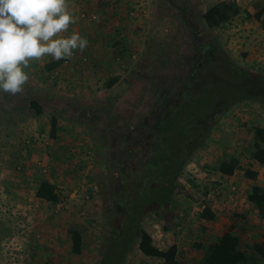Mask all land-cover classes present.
I'll list each match as a JSON object with an SVG mask.
<instances>
[{
    "label": "rangeland",
    "instance_id": "374dc122",
    "mask_svg": "<svg viewBox=\"0 0 264 264\" xmlns=\"http://www.w3.org/2000/svg\"><path fill=\"white\" fill-rule=\"evenodd\" d=\"M98 1L100 6L110 3L107 0ZM220 1L223 0H131L126 2L129 3L128 6H134L132 8L135 14L131 16L144 19L146 26H150L149 33H145L147 37L128 43L122 35V23H113L109 28L112 31L109 38L113 54L110 56V65H114L115 69H106L108 63L102 58L99 62L105 64V67H100V72L96 74L99 86L114 85L113 89L98 91V94L92 92L83 101L84 104L79 99L72 100L75 111L67 112L62 119L69 123L59 121L63 128L71 126L82 132L87 141L86 147L92 149L94 156L105 165L94 172L100 198L96 203H91L87 190L73 193V190L63 187V180L68 181V174L52 168L55 162L50 159V150L55 147L58 150L61 146L59 143L66 140V134H61L60 126L55 138H50L52 106L48 107L47 116L43 115L37 122L9 123L0 117V152L4 151V154L0 153V195L7 194L11 200H15L8 203L6 208L9 211L13 209L12 212L20 209L23 204H18V199L12 197H22L29 204L30 215L53 213L60 216L80 213L82 218L90 211L87 219L79 221L78 228L74 222L67 223L70 227L69 235L75 229L84 233L82 256L70 255L62 244L58 258H50L52 264L59 258L64 262L58 264H68L69 261H73L71 264L100 262L112 231V196L113 191L120 186L117 173L133 164L122 153L127 152L130 157L132 148L135 152L136 149H149L153 136L160 135L158 128L166 117L177 112L178 107L183 105L184 80L193 66L198 46L215 39L222 53L236 67L256 78L264 76V15L255 20L250 14L255 11L256 4H264V0H235L240 13L220 29L210 30L204 26L200 12ZM188 18L191 20H187ZM126 33L125 31L124 34ZM63 61L69 62L68 59ZM217 71L219 73L216 72L214 79L217 81L216 78L220 77L222 81H217L214 88L201 90L200 98L197 96L199 101L191 105L187 113L181 111L180 115V121L196 119L197 126L190 127V133L201 137L200 145L187 156L176 180L175 215L164 226L169 230H166L168 236L164 242L176 241L181 264H196L205 248L217 241L218 235L227 225V219V228L239 237L243 251L249 254L253 244L264 245V219L259 217L255 207L246 198L252 185L264 187V170H261L264 166L252 160L254 129L264 128V102L242 99L238 93L231 92L230 86L236 78L229 72ZM116 82L120 83L116 85ZM209 84L213 86L212 83ZM204 92L207 99L205 94L203 96ZM69 93L77 94V91ZM176 122L178 120L174 116L169 122V136L172 139L169 149L173 152L181 147L185 139L176 132ZM29 125L30 132L25 137L24 129ZM7 148H10V154L5 156ZM223 154L233 155L240 161L242 169L231 177L222 176L218 172ZM26 159H31L29 168L25 167ZM5 160L7 166L4 169L1 162ZM248 167L258 171L254 181L248 180L244 175V170ZM86 174L87 180L90 174ZM49 179L54 182L59 194L57 204L35 198L40 182ZM13 180L18 181L17 188H22L21 192L17 188L11 187L13 191L10 189ZM24 183V186H20ZM204 208L215 214L213 221L200 218ZM92 209L98 210L97 217L91 218ZM4 212L0 210V214L5 216ZM82 212L85 215H81ZM46 221L45 219L44 224H47ZM158 222L154 212H147L143 217L142 227L149 229L153 224L158 225ZM221 222L224 223L223 227ZM8 225L18 226L16 221L12 222L10 219L5 221L4 227ZM4 227L1 226L0 229L3 230ZM161 228L158 225L159 231ZM4 233H0V261L5 263L9 257L13 261H21L25 255L22 252L23 246L19 245L14 251L5 249L9 246H5V241L12 237ZM163 239L164 236L156 237L155 242L160 243ZM44 260L49 261L47 257ZM124 264L159 263L158 259L141 255L134 243L127 252ZM256 264H264V261L257 259Z\"/></svg>",
    "mask_w": 264,
    "mask_h": 264
},
{
    "label": "trees",
    "instance_id": "16d2710c",
    "mask_svg": "<svg viewBox=\"0 0 264 264\" xmlns=\"http://www.w3.org/2000/svg\"><path fill=\"white\" fill-rule=\"evenodd\" d=\"M252 16L259 20L264 15V4L257 3ZM240 13V8L235 0H223L208 7L200 16L204 26L210 30L220 29ZM62 60L46 65L47 70L57 67ZM217 70L229 72L236 78L231 92H236L242 99H253L264 102V76L253 77L252 74L236 67L225 57L218 47L215 39L203 42L196 48V56L193 66L189 69L187 89L182 93L183 105L178 111L166 117L161 127L158 128L159 136H153L151 147L147 150L133 151L130 157L127 152L122 156L129 158L133 164L125 170H119V189L113 191V217L112 231L106 242L105 253L98 264H124L127 252L136 243L141 255L146 258L158 259L159 264H181L178 260L176 245H171L166 250L158 249L151 236L142 227L143 217L147 212H154L155 216L168 224L175 215L174 190L176 180L180 175L187 156L197 148L201 137L192 136L190 127L197 126L196 119L180 121L181 111L188 112L191 105L199 101L201 90L216 87ZM188 71V73H189ZM220 72V74L222 73ZM221 76H224L221 74ZM226 78V76H224ZM212 83L213 86H210ZM185 84V80H184ZM183 84V86H185ZM215 84V85H214ZM205 92L203 93L204 96ZM194 95V97L192 96ZM199 98H198V97ZM207 99V95L205 94ZM204 98V97H203ZM202 104V100H201ZM28 108L36 116L43 113V107L36 101L31 100ZM176 122V132L183 137V144L176 152L170 151L169 122L173 118ZM190 121V123H188ZM200 121V120H198ZM57 130V119L51 118L50 137H55ZM219 163L218 172L225 177H231L237 170H241L240 161L237 157L223 154ZM252 160L258 165H264V128L254 129V152ZM129 161V162H130ZM245 177L254 181L258 172L250 167L244 170ZM35 198L51 204L59 202V194L55 186L42 181L38 185ZM247 201L250 202L258 212L260 218L264 219V187L252 185L247 193ZM213 213L204 208L200 218L205 221L213 219ZM72 254L77 256L81 253V236L78 231H70ZM257 259L264 261V245L255 243L251 246V253L241 249L239 237L228 230L218 237L217 241L208 245L196 264H256Z\"/></svg>",
    "mask_w": 264,
    "mask_h": 264
},
{
    "label": "crops",
    "instance_id": "0c3cea01",
    "mask_svg": "<svg viewBox=\"0 0 264 264\" xmlns=\"http://www.w3.org/2000/svg\"><path fill=\"white\" fill-rule=\"evenodd\" d=\"M107 1L110 2L108 5L100 6L98 0H68L70 9L74 12L78 20L77 23L70 27L68 33H65L64 35H70L73 31H76L88 40V47L83 52L76 50L73 57L68 59L69 62L63 61L52 70L46 69V65L56 62L52 57L45 56L41 60H33L30 63V66L25 69L29 74L30 79L25 84L24 91L15 96L8 93H0V117L4 118L5 122H37L43 117V115L47 116V112H49L47 109L52 106V117L57 119L58 129L59 126L61 127L59 121L64 118L63 116L69 111H75V105L72 104V100L77 101V99H79L83 102L91 96L92 92L98 94V91L103 92L104 90L107 92L110 89H113L114 85L111 87H102L103 84L99 86L100 83L97 80V74L100 72V67H105V64L99 62L102 58L104 59V62L108 63L106 69L111 71L115 69L114 65H110V60L113 54L110 49L112 41L109 38L111 37L112 31L109 28L113 26V23L116 25L122 23L123 26L120 25V28L123 29L122 35L125 36H123V38L127 39L128 43H130L135 39L137 41L145 39L147 37L145 33H149L150 26L149 24L146 26V21L144 19L138 18V16H131V14H135V11H133L132 8L134 6H128L129 3L126 4V2L131 0ZM205 11L206 9L202 10L200 16ZM254 13L255 11L250 12L252 16ZM146 14L149 17L147 11ZM187 20H191V18H188ZM138 28H140V30H138ZM125 31L127 32L126 34H124ZM81 59H84V61H81ZM119 83L120 82H116V85ZM72 91H77V94H70L69 92ZM31 100H36L43 107L42 115L36 116L33 111L28 108V104ZM68 120L72 121L70 118H68ZM63 121L69 123L65 120H62V122ZM29 127L30 125L26 126L24 129L25 137H27L30 132ZM63 132L66 134V140L59 143L61 146L58 147V150L56 147L50 150V159L55 162L52 168L68 174V181L67 179L63 180L61 176L59 177L63 180V187H68L73 190V193H76L77 190H81L80 192H82V190H87L89 192L90 201L92 200L91 203H93V201L96 203L100 198L98 196V186L95 182L94 172L97 169L101 170L105 165L102 160L94 156L92 149L86 147L87 141L82 132H78L77 129H73L71 126H66L65 128L61 127V134ZM6 136L7 134H5V137ZM25 137L24 139H26ZM0 153L4 154V151H1ZM9 154L10 148H7L5 156H8ZM31 159L24 160L25 167L29 168L31 166ZM1 164L5 169L7 161H2ZM86 173L90 174V177L87 180ZM70 176L76 179L72 180ZM47 181L54 185V182L51 179ZM17 184L18 181L13 180V185L11 186L10 184V189H16ZM25 184L26 183L21 184L20 186H24ZM59 184L61 183L59 182ZM17 191L21 192L22 188H17ZM7 196V194L0 195V210L5 211V216L0 214V216H2L0 217V227H4V223L8 219L12 222L16 221L18 226H5L3 230L0 229V233L4 231L5 235L7 234L12 237L9 241H5V246L6 244H9L5 249H12L14 251L17 250V247L20 245L21 247L23 246L22 252H25V255L21 261H13L14 259L9 257L5 263L1 260L0 264H52L50 258H58V254H60L62 250V244H64L63 249L70 252V255H73L71 251V239L68 234L70 227L67 223L74 222L76 228H78L77 224H79V221H81V219H87L90 215V211L86 212V217L84 216L85 218H81L80 213L78 212V214L69 213L60 216L54 215L53 213L45 215L37 213L35 215H30V210H28L29 204L26 199L10 196L18 199V204H23L20 209H16L15 212H12L13 209L9 211L6 207L8 203H13L15 200H11ZM76 202L80 201L76 200ZM84 213L85 212H82L81 215H85ZM98 213V210L92 209L91 218H94L95 216L97 217ZM226 213L228 214L229 212L227 211ZM213 215V218H215L214 213ZM45 219L47 220V224H44ZM158 221V225L162 227L161 231L158 230L157 224H153L149 229L146 227L144 228L151 236L153 244L160 250H166L171 245H176L177 247L176 241L169 240L167 243L164 242L168 236L166 232L169 230L164 227L165 223L162 220L158 219ZM2 223L3 225H1ZM82 223L84 222L82 221ZM221 223L223 227L224 223ZM226 223L228 225V219ZM227 225L224 226L223 231L218 237L229 230ZM76 231H78L81 236V253L77 255L79 257L82 256L85 236L82 235L84 233H81L80 230ZM162 236H164V239L160 243H156V237L161 238ZM44 257H47L49 261L47 262L44 260ZM60 262H64V260L59 258L57 261H53L54 264ZM71 262L73 261H69L68 264H71ZM158 263L162 262L158 260ZM80 264L82 263L80 262Z\"/></svg>",
    "mask_w": 264,
    "mask_h": 264
},
{
    "label": "clouds",
    "instance_id": "9594fccd",
    "mask_svg": "<svg viewBox=\"0 0 264 264\" xmlns=\"http://www.w3.org/2000/svg\"><path fill=\"white\" fill-rule=\"evenodd\" d=\"M77 20L68 0H0V93L21 94L33 60L60 61L83 52L85 37L64 35Z\"/></svg>",
    "mask_w": 264,
    "mask_h": 264
},
{
    "label": "flooded vegetation",
    "instance_id": "af4514ba",
    "mask_svg": "<svg viewBox=\"0 0 264 264\" xmlns=\"http://www.w3.org/2000/svg\"><path fill=\"white\" fill-rule=\"evenodd\" d=\"M189 74H190V71H189V73H187V76H186V79H185V86H183V92L187 89V79L189 78Z\"/></svg>",
    "mask_w": 264,
    "mask_h": 264
}]
</instances>
